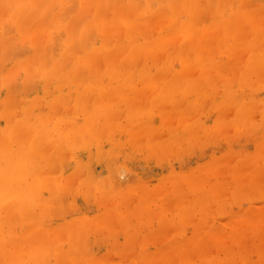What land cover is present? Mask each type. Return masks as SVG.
Instances as JSON below:
<instances>
[{"label": "bare ground", "instance_id": "bare-ground-1", "mask_svg": "<svg viewBox=\"0 0 264 264\" xmlns=\"http://www.w3.org/2000/svg\"><path fill=\"white\" fill-rule=\"evenodd\" d=\"M144 1L0 0V264H155L167 246L175 264H199L195 254L237 264L233 244L224 256L206 247L221 239L219 222L193 223L191 238L183 228L194 215L219 219L264 176V0ZM255 133L242 156L236 137ZM223 138L230 156L183 174L185 155ZM142 162L156 173H140ZM120 168L139 182L123 188ZM226 168L228 181L210 182ZM154 177L168 181L161 197ZM155 215L165 230L149 238ZM226 222L242 242L244 225ZM170 224L182 238L151 257L147 243Z\"/></svg>", "mask_w": 264, "mask_h": 264}, {"label": "rangeland", "instance_id": "rangeland-1", "mask_svg": "<svg viewBox=\"0 0 264 264\" xmlns=\"http://www.w3.org/2000/svg\"><path fill=\"white\" fill-rule=\"evenodd\" d=\"M126 2H124V4L123 5H126V3H127V1L128 0H125ZM141 1H143V2H139V4H142V3H144L145 1L144 0H141ZM73 4V3H72ZM146 4V3H145ZM143 5V4H142ZM96 33V32H95ZM98 35H100L99 33L96 35V36H98ZM96 36H94V40H98V37H96ZM153 38H155V37H153ZM140 40L141 41H145V38H142V36L140 37ZM175 60H176V58H175ZM175 60H174V62H175ZM176 61H178V60H176ZM175 64H176V66H178L179 64L178 63H176L175 62ZM257 119H258V123H264V120H262V118H261V116L260 115H258V117H257ZM232 129V128H231ZM261 129V130H260ZM260 129H259V131L260 132H258V133H260V135L262 134V132H264V126H260ZM245 130V129H244ZM246 131V130H245ZM233 132V133H232ZM234 132H235V130H232L231 132H229V134H231V135H233L234 134ZM258 133H255V134H252L251 135V137H250V135H240L241 137L239 138V136H237L236 138H238V141H237V139H236V141H235V146H236V150H240V149H242V148H244V149H242V156H244V155H247V152H248V154H251V153H254V151H255V148H254V146L256 145V143H255V141L257 142V138L259 137L258 135ZM242 136H244V137H242ZM249 136V137H248ZM247 138L249 139V140H247ZM224 139V140H223ZM223 139H221V140H219L216 144H214V145H212V146H210V147H208V148H206L205 149V152H207V154L206 153H204V150L203 151H201V150H198V151H195V154H194V152H192V154L191 153H189V155L187 156V155H185L182 159H181V165H183L182 166V172H183V174L185 173V172H187V171H189L190 169H189V167H191V166H194V168H196V167H199V166H196V163H199V162H203V161H205V160H207V159H209L212 155H214L215 153H217V154H222L223 152H226L225 151V149L227 150L228 149V151H227V154L230 156V154H229V152H233L234 150H235V148L233 147H231V148H229L228 146H229V140H226V138H223ZM248 141V142H247ZM219 145V146H218ZM219 147V148H218ZM238 148V149H237ZM244 150V151H243ZM245 150H246V152H245ZM215 151V152H214ZM201 152V153H200ZM200 153V154H199ZM203 153H204V156H203ZM212 153V154H211ZM206 154V155H205ZM234 155V154H233ZM232 155V156H233ZM232 156L230 157V159L232 158ZM187 157H188V159H190V160H188L187 159ZM199 157V158H198ZM234 157V156H233ZM229 158V157H228ZM237 158H238V156H237ZM236 157H234V159L232 158L231 160L232 161H236V160H238ZM184 161V162H183ZM188 161H189V163H188ZM228 163V162H227ZM202 164V163H201ZM229 164V163H228ZM180 165V166H181ZM198 165V164H197ZM230 167L231 166V164H229V165H227V166H225V167ZM141 167H142V170H141V172L140 173H147L148 174V176H152V175H154L155 173H156V168L154 167V166H148L145 162H142L141 163ZM181 168V167H180ZM123 169V170H122ZM163 169L166 171L167 169H168V167L165 165V166H163ZM119 170H121V171H125V173L123 174V176L121 175V177H123V181H122V184H123V188H126V187H128V186H131V187H134L135 185H136V183H138L139 181H138V178H139V173L136 171V174H137V176H136V174L134 175V174H132V172L130 171V170H127V169H124V168H120ZM186 170V171H185ZM195 170V169H194ZM190 171H192V170H190ZM181 172V171H180ZM219 173V172H218ZM244 173V172H243ZM217 174V173H216ZM250 173H249V170H247V173H244L243 174V177H246V176H248ZM210 175V174H209ZM208 175V178L209 179H211L210 180V182H212L213 181V178L214 179H217V178H215L216 176L218 177H220L221 176V178H223L222 176H227V177H225L226 179H222V180H220V179H218L219 181H228L229 179H230V177H228L230 174H229V168H226L225 169V171H224V173L223 172H221L219 175H215L214 174V176L213 175H210L209 176ZM218 177V178H219ZM227 178H229V179H227ZM122 179V178H121ZM154 180H152V185H153V183H156L157 184V182H158V179H157V177H154L153 178ZM262 180H260V183H258L256 186L257 187H254V186H252V187H250V194H251V196H250V194H248V192L249 191H247V195H248V197H247V195H245L246 193H244V195H245V198H244V196L243 195H241L242 196V199H241V197L240 196H237V197H235V198H230L229 200L230 201H228L227 202V205H228V208H230V209H228L227 207L225 208V206H227V205H224V207H223V209H222V211H220V212H214V216L216 217V216H218V217H220L219 219H222V220H219V219H216V218H214L213 216H211V215H213L211 212L209 213V214H211V215H209V217H210V219L213 217L214 219H209L208 220V217H207V220L206 219H201V221L202 222H199V220H200V218H201V216H199V212H197V214H198V216L199 217H195V215L193 216L194 218H192V224H189V222L191 223V219H189L190 221H188L186 224L188 225H186V228H185V226H184V228H183V233H185V231L187 230V232L185 233V236H184V238L185 237H187V238H191L192 236H193V230H194V228H196L195 226H197V224L199 223V225L198 226H201V229H202V231H205V230H203V229H209V228H211L212 226L211 225H213L214 224V222H215V224H216V222L218 223V224H221V226H222V228H223V231H222V233L219 235V236H221V239H219V240H221V242L218 240V239H216V240H214V241H211L210 243H209V246H206L209 250H211L213 253H216L217 254V252L220 250V252H218V253H220L221 255H225V252L224 251H221V247L223 246V245H227V244H229L230 245V243L231 244H233V245H231V246H233V248H231V249H233V257H234V259H236L237 261V264H264V243L263 242H261V240L259 239V237L256 235V227H257V225L260 223L259 221H260V218H261V216L263 215L264 216V176H262V178H261ZM249 180V179H248ZM155 181H157V182H155ZM159 183H161V182H158V185H156V187L157 186H162L161 184H159ZM168 184V181L166 182V185ZM165 185V184H164ZM165 185V187L164 186H162V187H160V189L157 187V189H159L160 190V192H159V190L158 191H155V193L157 192V195H159V197H161L160 195H161V193H165V192H167V188L169 187V184L166 186ZM263 185V186H262ZM232 187V186H231ZM164 188V189H163ZM233 188H234V186L232 187V189H231V191L228 193V195L231 193V195L230 196H228V195H226L225 197H231L232 196V193H233ZM186 189V188H185ZM162 190V191H161ZM198 190V193L201 195V193L199 192L200 191V189H197ZM228 191H229V189H228ZM192 196V195H191ZM190 195H189V197H188V199H191L192 197H191ZM252 197V198H251ZM247 198V199H246ZM250 198V199H249ZM175 199V198H174ZM173 199V200H174ZM231 199H233V200H231ZM243 199H246V200H243ZM251 199H253V200H251ZM242 202H241V201ZM250 200V201H249ZM256 202H255V201ZM263 200V201H262ZM176 201V200H175ZM233 201V202H232ZM237 201H239V202H237ZM254 201V202H253ZM160 202V201H159ZM158 202V203H159ZM172 202V201H171ZM173 203V202H172ZM231 203H234V204H232L231 205ZM239 203V204H238ZM231 206H230V205ZM242 205V207H240L241 205ZM158 205L159 204H156V206L154 205V207H157V209L159 210L160 209V207H158ZM250 205H254L255 207H253V208H256L254 211H252L251 210V206ZM160 206V205H159ZM174 206V207H173ZM250 206V207H249ZM172 207L173 208H175V202H174V204L172 205ZM237 207H238V210H235L234 211V213H233V210L234 209H237ZM260 207V208H259ZM214 208H216L215 206H213V209ZM232 209V210H231ZM247 209V211H248V209H249V212L248 213H251V215L249 214V216L248 215H246L245 214V212H247V211H245ZM258 209V210H257ZM259 209H260V211H259ZM261 209L263 210L262 212H261ZM225 210V211H224ZM228 210H230L229 212H228ZM251 210V211H250ZM212 211H214V210H212ZM239 211V212H238ZM91 212L92 213H96L97 212V209H96V207L92 204L91 205ZM241 212H243V213H241ZM255 212H257L256 214H254ZM226 213H228L227 215L229 216V218L227 217V215H226ZM241 213V214H240ZM197 214H196V216H197ZM243 214V215H242ZM201 215V214H200ZM233 215L234 216H237V217H234V219L232 218L233 217ZM244 215H246L245 217H244ZM255 215V216H254ZM257 215V216H256ZM153 217H155V218H153ZM152 218L153 219H151V221L153 222V221H155V222H151L152 223V225H149V226H147V228L144 230V231H146L147 229V233H151V231H156L155 232V235H154V233L152 232V234H150L151 236L149 237V238H152L153 236H154V238H156V237H158V233H160V232H162V231H164L165 229H163L164 227H162L161 228V226H158L159 224H158V222H159V219L156 217V215L155 216H153ZM217 217V218H218ZM222 217V218H221ZM225 217H227V218H225ZM231 217V218H230ZM225 218V220L223 221V219ZM194 219V220H193ZM230 220V222L231 223H233V221H234V223H238V224H240V225H244L243 227V229H242V231H244V233H245V238L243 239V241L241 242V240L240 241H235L233 238L235 237L234 235H233V233H234V231H233V228H232V225L231 224H229V222H226V221H229ZM244 220V221H243ZM198 221V223L196 224V222ZM193 223H195L194 225L195 226H193ZM205 224H208V225H205ZM171 226L172 225H174V224H170ZM169 225V227H171ZM203 225H205V227H203ZM217 225V224H216ZM209 228H208V227ZM211 226V227H210ZM151 227H153V229L151 228ZM213 227H215L214 225H213ZM166 228H168V225H167V227ZM178 227L176 226V225H174L173 226V228L171 229V230H169L170 232H168V230L166 229V233L165 232H163L164 234H163V236L162 235H160V237L158 238V240L157 239H150V241L151 242H148L147 243V245H149V246H147L146 248H147V250L149 251L150 249L151 250H158V248H156L157 246H156V244L160 247V244H162L163 242H166V243H168L169 241H171L172 239H175V236H176V234H177V238L176 239H179L180 237H181V235H178V231L176 230ZM158 229H161V230H158ZM169 229V228H168ZM201 229H200V231H201ZM149 230H151V231H149ZM196 230H197V228H196ZM199 231V230H198ZM197 231V232H198ZM229 232H230V234H229ZM146 233V232H145ZM156 233H157V236H156ZM162 234V233H161ZM229 235V236H228ZM233 237V238H232ZM182 238V237H181ZM180 238V239H181ZM220 238V237H219ZM232 239V240H231ZM152 240H153V242H154V244H153V242H152ZM223 240V241H222ZM173 241V240H172ZM171 241V242H172ZM218 241V242H217ZM227 241V242H226ZM171 242H169V244L171 243ZM181 241H177V243H180ZM214 242H215V244H214ZM217 242V243H216ZM176 242L174 241L173 242V244H175ZM213 243V244H212ZM227 243V244H226ZM217 244V245H216ZM260 244H262V246L260 245ZM163 245V244H162ZM169 246H171V245H169ZM174 246V245H173ZM228 246V245H227ZM163 247V246H162ZM161 247V248H162ZM172 247V246H171ZM168 247L167 246V249H165V251L166 252H168L167 253V255H165L166 253H165V251H164V249H163V251L161 252V250H160V254L158 255V253H157V256L155 255L154 257H156L155 259L157 260V261H155L154 259V263L156 264H175V261H173V260H169L168 261V258H166V257H168L169 256V259L171 258V256H176V254H174V252H171V251H173V250H176V248H175V246H174V248L172 247ZM211 247V248H210ZM212 247H214V248H212ZM262 247V248H261ZM104 244H100V247H99V250H100V252H103L104 251ZM136 248H140L139 246H137ZM154 248V249H153ZM261 248V249H260ZM214 249H215V251H214ZM154 250V251H155ZM136 251H137V249H136ZM137 252H140L139 250L137 251ZM151 254H152V252L151 251H149ZM176 252V251H175ZM151 254H150V256H151ZM156 254V253H155ZM174 254V255H173ZM174 256V257H175ZM151 257H153V254H152V256ZM153 257V258H154ZM177 257V256H176ZM175 257V258H176ZM200 256L199 255H197V254H195L194 255V257H193V259H194V261H197L199 264L203 261V259L201 260V259H199L198 260V258H199ZM149 258V257H148ZM173 258V257H172ZM171 258V259H172ZM175 258H174V260H175ZM178 258V257H177ZM176 258V262H178L180 259H181V257H179L178 259ZM262 258V259H261ZM151 260H150V262L151 263H153ZM172 261H173V263H172ZM53 262V264L55 263L54 261H52Z\"/></svg>", "mask_w": 264, "mask_h": 264}]
</instances>
